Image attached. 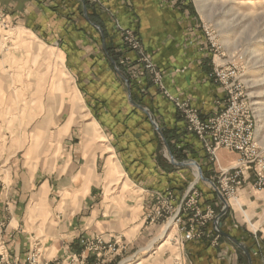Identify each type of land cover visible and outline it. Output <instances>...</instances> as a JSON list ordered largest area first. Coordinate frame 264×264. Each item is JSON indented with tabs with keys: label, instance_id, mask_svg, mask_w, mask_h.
I'll return each mask as SVG.
<instances>
[{
	"label": "crops",
	"instance_id": "0c3cea01",
	"mask_svg": "<svg viewBox=\"0 0 264 264\" xmlns=\"http://www.w3.org/2000/svg\"><path fill=\"white\" fill-rule=\"evenodd\" d=\"M0 13L62 52V64L82 96L89 123L94 121L104 137L67 144L71 166L65 181L40 180L37 189L12 190L15 200L4 205L13 213L10 228L22 229L12 232L1 253L8 264H27L30 239L37 240L40 262L59 264L66 252L81 249V237L110 240L118 235L128 246L122 255L136 256L162 231L159 222L145 225L154 212V194L171 191L174 202L180 201L196 178L192 162L206 176L212 175L213 163L201 140L186 129L169 98L188 101L202 119L224 106L223 88L210 77L211 53L196 7L192 0H0ZM118 25L137 35L163 74V88L136 63V52L125 45ZM115 67L128 81L129 91ZM170 153L176 162H189L174 164ZM238 159L235 152L217 151L220 166L229 167ZM111 163L118 172L108 174ZM252 180L251 176L241 190L244 213L254 211L248 202L251 191L247 192ZM199 189L202 208H217L214 191L202 185ZM30 194L36 202L45 197V220L40 206H33L39 203H25ZM241 211L231 206L222 218V230L247 248L251 264H264V235L253 234ZM47 219L55 223V234L48 233ZM39 229L46 233L38 235ZM204 229L201 239L181 244L183 264H248L230 239L220 236L213 244L207 234L212 221Z\"/></svg>",
	"mask_w": 264,
	"mask_h": 264
},
{
	"label": "rangeland",
	"instance_id": "374dc122",
	"mask_svg": "<svg viewBox=\"0 0 264 264\" xmlns=\"http://www.w3.org/2000/svg\"><path fill=\"white\" fill-rule=\"evenodd\" d=\"M192 2L200 17L201 28L211 53L213 69L216 65L222 67L231 63L242 66L240 73L246 87V98L252 104L257 129L263 135L264 110L261 108L264 107V0H207L206 2L192 0ZM210 37L212 41L221 45V52L213 51ZM62 58L60 50L46 46L36 34L16 27L0 13V255L5 250L4 246L9 243L8 239H12V232L22 229V225L10 228L13 213L8 204L4 205L15 200L16 194L12 190L37 189L40 180H48L50 184L55 181H65L64 178L71 166L67 144H70V141L78 143L81 138L90 139L91 142L104 138L98 132L96 123L94 121L89 123L91 117L75 86L74 79L62 64ZM150 61L152 62L151 58ZM138 65L143 68L140 63ZM157 86L163 88L162 82L160 86ZM222 158L226 159L227 155L224 153ZM211 162L213 163L211 177L206 176L203 171L202 175L212 181L217 188L215 178L219 168L224 166H220L218 161ZM236 164L237 162L231 166ZM192 167L196 170V178L194 182L188 184L180 201L174 202L171 191L154 194V210L158 204L166 200L172 207L169 212L167 211L154 222L161 224L162 231L155 235L148 245L141 248L136 256L122 255L128 246L124 238L120 236L121 241L126 245L125 249L113 257L104 253L96 257L95 254H91L93 250L85 251L81 243L82 240L90 241L96 236L92 239L81 237L79 241L81 249L78 252L68 254L66 252L59 264L71 263L72 254L79 256L82 253L86 257L83 264H101L102 260L105 264H183L179 248L185 241L181 240L182 233L178 229L179 225L176 224L174 216H179L181 223L185 221L184 215L177 214V208L185 195L190 196L187 194L188 188L193 185L199 197V185L214 191L218 201L217 208H212L215 219L223 206L211 184L199 178L197 169L195 166ZM114 172H118L117 166L111 163L108 174ZM59 175H61L60 179ZM242 188L237 198L226 199L223 196L228 203V209L217 220L221 230L222 218L231 206L240 211L246 208L243 206ZM249 191H251V197L248 202L253 205L254 211L241 212L246 215L253 234L259 237L264 235V189L247 190L248 193ZM169 193L170 197L166 199ZM33 197L30 194L25 203L30 200L32 203ZM38 200L40 201L36 202V200L34 203L39 204L33 206L34 208L40 206L39 212L42 214V220H45L46 217L43 216L46 215V211L42 206L43 202L45 203V197ZM200 207L202 208L201 205ZM51 221L52 219H47L48 223ZM146 222L145 225L154 224L150 223L149 219ZM50 225L48 233L55 234L57 229L55 223L51 222ZM46 229H39L37 234L46 233ZM167 229L168 232L165 235ZM26 235L29 241V234ZM114 237L119 236L115 235L112 238ZM36 243L37 240L30 239L29 245L31 244L32 247L29 248L31 249L29 256H38L36 264H46L40 262V248L36 246ZM237 249L241 251L238 247ZM0 264H8V261L5 258V262Z\"/></svg>",
	"mask_w": 264,
	"mask_h": 264
},
{
	"label": "built area",
	"instance_id": "2783aa9c",
	"mask_svg": "<svg viewBox=\"0 0 264 264\" xmlns=\"http://www.w3.org/2000/svg\"><path fill=\"white\" fill-rule=\"evenodd\" d=\"M121 38L125 45L136 52V63L141 64L148 72V75L154 84L160 86L163 74L150 61L148 55L132 30L122 28L118 25ZM210 44L215 53H219L222 47L218 42H214L210 37ZM224 54V52H223ZM238 63H231L227 66H217L212 70L210 77L213 81L220 84L226 93L224 106L214 115L207 119H202L197 110L190 106L188 101H182L177 97H169L174 103L180 114L186 122V129L194 133L202 142L205 151L210 156V160L217 161L216 152L218 149H225L235 152L239 155L236 165L219 168L215 178L218 191L226 198H237L240 189L246 182L253 177L251 182L252 189L264 188V134L257 129V121L251 102L246 98V87L241 79ZM187 194L184 196L177 208V214L184 215L185 221L181 223L179 216H174L178 229L181 231V240L200 239L205 236V225L214 222L215 215L212 208L207 207L203 210L200 207L199 195L191 185ZM170 193L166 199H169ZM167 201V200H166ZM162 202L155 207L152 216H149V222L154 223L159 217L163 216L172 207L169 202ZM182 226H180V224ZM214 225L209 232L212 236L213 244H217L220 236ZM85 251H92L99 257L104 254L112 257L125 249L126 245L120 237H114L105 240L96 236L94 239L82 240ZM71 263L65 264H83L85 255L72 254ZM38 256L30 255L28 264H36ZM5 262V257L0 255V263ZM101 264H105L102 260Z\"/></svg>",
	"mask_w": 264,
	"mask_h": 264
},
{
	"label": "water",
	"instance_id": "95a60500",
	"mask_svg": "<svg viewBox=\"0 0 264 264\" xmlns=\"http://www.w3.org/2000/svg\"><path fill=\"white\" fill-rule=\"evenodd\" d=\"M115 69H116V71L120 74V76H121L123 79H125V82H126V85H127L128 91H129L128 81L126 80V78L124 77V75L120 73V71H119V69H118L117 67H115ZM129 99H130V101L133 103L130 93H129ZM138 107L141 108V109H142L143 111H145L146 113H148L147 110H146L145 108L140 107V106H138ZM153 124H154L156 130H157L159 133H161V131H160V129L158 128V126H157L155 123H153ZM168 149H169V147H168ZM170 159H171V162H172V163L177 164V165H179V166H182V165H186V164H187V163H185V162H176V161L174 160V157L172 156L171 153H170ZM192 164L195 165V166L197 167V175H198V177L201 178L202 180L208 182L209 184H211V186L214 188V190H215V192H216V195H217L218 200H219V201L222 203V205H223L222 208H221L220 213L216 216V219L214 220V225L216 226L218 233H219L221 236H224V237L230 239V240L233 242V244H234L236 247H238V248H239V249H240V250L246 255V257H247V259H248V264H251V257H250V254H249L247 248H246L242 243H240V242H238V241L232 239L231 237H229V235L226 234L225 232H223V231L220 229V227H219L220 225H219V223H218L217 220H218L219 217H220L221 215H223V214L227 211V209H228V203H227L226 199H225V198L223 197V195L218 191V189L216 188L215 184H214L212 181H210L209 179L203 177L201 168H200L196 163H194V162H192Z\"/></svg>",
	"mask_w": 264,
	"mask_h": 264
},
{
	"label": "bare ground",
	"instance_id": "6f19581e",
	"mask_svg": "<svg viewBox=\"0 0 264 264\" xmlns=\"http://www.w3.org/2000/svg\"><path fill=\"white\" fill-rule=\"evenodd\" d=\"M201 1H203V2H206L207 0H201ZM22 36V35H21ZM30 41V40H29ZM28 43V42H27ZM38 45V44H37ZM34 48V47H33ZM34 50V49H33ZM261 110H264V107L263 108H261ZM119 168L117 167V170H118ZM167 232H168V229L166 230V234L165 235H167ZM168 240V238L165 240V242Z\"/></svg>",
	"mask_w": 264,
	"mask_h": 264
},
{
	"label": "trees",
	"instance_id": "16d2710c",
	"mask_svg": "<svg viewBox=\"0 0 264 264\" xmlns=\"http://www.w3.org/2000/svg\"><path fill=\"white\" fill-rule=\"evenodd\" d=\"M113 60H114V61H116V58H115V57H113Z\"/></svg>",
	"mask_w": 264,
	"mask_h": 264
}]
</instances>
